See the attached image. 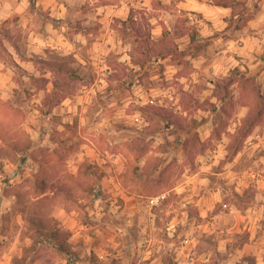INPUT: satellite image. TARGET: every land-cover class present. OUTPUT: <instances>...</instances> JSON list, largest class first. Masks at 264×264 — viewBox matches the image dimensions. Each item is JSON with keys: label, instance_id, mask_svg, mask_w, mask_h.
I'll list each match as a JSON object with an SVG mask.
<instances>
[{"label": "clouds", "instance_id": "obj_1", "mask_svg": "<svg viewBox=\"0 0 264 264\" xmlns=\"http://www.w3.org/2000/svg\"><path fill=\"white\" fill-rule=\"evenodd\" d=\"M0 264H264V0H0Z\"/></svg>", "mask_w": 264, "mask_h": 264}]
</instances>
